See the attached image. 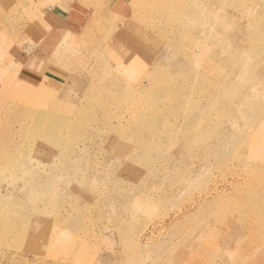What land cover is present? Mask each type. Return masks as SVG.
Returning a JSON list of instances; mask_svg holds the SVG:
<instances>
[{
    "label": "rangeland",
    "instance_id": "1",
    "mask_svg": "<svg viewBox=\"0 0 264 264\" xmlns=\"http://www.w3.org/2000/svg\"><path fill=\"white\" fill-rule=\"evenodd\" d=\"M61 4L0 0V264H264V0Z\"/></svg>",
    "mask_w": 264,
    "mask_h": 264
},
{
    "label": "bare ground",
    "instance_id": "2",
    "mask_svg": "<svg viewBox=\"0 0 264 264\" xmlns=\"http://www.w3.org/2000/svg\"><path fill=\"white\" fill-rule=\"evenodd\" d=\"M105 7H106V5H105ZM119 8H120V7H119ZM116 9H117V8H116ZM117 11H118V10H117ZM104 13H105V12H104ZM122 21H123V20H122ZM122 21H121V22H122ZM133 21H134V20H133ZM97 33H98V32H97ZM98 35H99V34H98ZM94 36H95V35H94ZM97 37H98V36H97ZM161 38H162V37H161ZM72 39L74 40V38H72ZM74 42H75V40H74ZM91 45H92V44H91ZM72 46H73V45H72ZM110 46H111V45H110ZM84 47H85V46H84ZM72 48H73V47H72ZM86 49H87V48H86ZM68 50H69V49H68ZM75 50H76V49H75ZM75 50H74V51H75ZM97 50H98V49H97ZM60 52H61V51H60ZM69 52H70V51H69ZM87 52H88V51H87ZM74 53H76V52H74ZM63 55H64V53H63ZM66 55H67V54H66ZM74 55H75V54H74ZM97 55H98V54H97ZM69 57H70V56H69ZM65 58L67 59L68 57L66 56ZM74 58H75V56H74ZM78 61H79V60H78ZM78 61H77V62H78ZM82 61H83V60H82ZM66 62H67V61H66ZM79 63H80V62H79ZM97 63H98V62H97ZM65 65H66V64H65ZM77 65H78V64H77ZM82 65H83V64H82ZM95 65H96V64H95ZM107 65H108V64H107ZM149 65H150V64H149ZM108 67H109V66H108ZM113 67H114V66H113ZM78 68H79V67H78ZM95 68H96V67H95ZM97 68H98V67H97ZM114 68H115V67H114ZM82 70H83V69H82ZM85 72H86V71H85ZM91 72H92V71H91ZM88 73H89V72H88ZM90 74H91V73H90ZM90 74H89V75H90ZM76 76H77V75H76ZM98 77H99V76H98ZM92 80H93V79H92ZM97 82H98V81H97ZM99 82H100V81H99ZM98 84H100V83H98ZM76 97H77V96H76ZM19 106H20V105H19ZM62 106H63V105H62ZM66 107H68V106H66ZM116 107H117V106H116ZM118 107H119V106H118ZM9 108H10V107H9ZM79 108H80V107H79ZM79 108H78V109H79ZM11 109H12V108H11ZM14 109H15V108H14ZM73 109H74V108H73ZM97 109H99V108H97ZM15 110H16V109H15ZM22 111H23V110H22ZM13 113H14V111H13ZM20 113H22V112H20ZM10 114H11V113H10ZM10 114H9V115H10ZM9 115H8V116H9ZM8 116H7V117H8ZM12 118H13V117H12ZM14 118H15V117H14ZM56 119H57V118H56ZM10 123H11V122H10ZM13 128H14V127H13ZM20 130H21V129H20ZM7 131H8V130H7ZM11 131H12V130H11ZM3 132H4V131H3ZM8 132H9V131H8ZM8 132H6V133H8ZM11 134H12V133H11ZM21 135H22V134H21ZM6 137H7V136H6ZM8 137H10V136H8ZM10 138H11V137H10ZM12 138H13V136H12ZM20 138H21V137H20ZM20 138H19V139H20ZM9 140H10V139H9ZM5 141H6V139H5ZM5 141H4V142H5ZM10 142H11V141H10ZM11 143H12V142H11ZM9 144H10V143H9ZM12 144H13V143H12ZM17 144H18V143H17ZM4 145H6V144H4ZM4 145H3V146H4ZM9 148H10V147H9ZM7 150H8V149H7ZM2 151H3V150H2ZM1 153H2V152H1ZM11 153H12V152H11ZM11 167H12V166H11ZM9 171H10V170H9ZM10 173H11V172H10ZM12 173H13V172H12Z\"/></svg>",
    "mask_w": 264,
    "mask_h": 264
},
{
    "label": "crops",
    "instance_id": "3",
    "mask_svg": "<svg viewBox=\"0 0 264 264\" xmlns=\"http://www.w3.org/2000/svg\"><path fill=\"white\" fill-rule=\"evenodd\" d=\"M48 1L51 2L54 6L61 8L63 11L65 10L63 7L64 4H61L63 2V0H61V1L60 0H46V2H48Z\"/></svg>",
    "mask_w": 264,
    "mask_h": 264
}]
</instances>
